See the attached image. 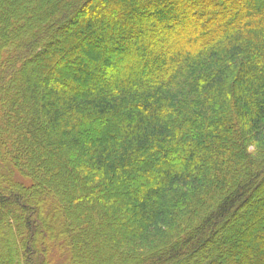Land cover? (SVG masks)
Instances as JSON below:
<instances>
[{
    "label": "trees",
    "instance_id": "1",
    "mask_svg": "<svg viewBox=\"0 0 264 264\" xmlns=\"http://www.w3.org/2000/svg\"><path fill=\"white\" fill-rule=\"evenodd\" d=\"M0 178V264H264V0H0Z\"/></svg>",
    "mask_w": 264,
    "mask_h": 264
},
{
    "label": "rangeland",
    "instance_id": "2",
    "mask_svg": "<svg viewBox=\"0 0 264 264\" xmlns=\"http://www.w3.org/2000/svg\"><path fill=\"white\" fill-rule=\"evenodd\" d=\"M71 26L75 27L76 21H75V23H72ZM85 49L87 51L89 58H91L93 55H95L97 53L94 49L87 48V46ZM98 54H99V52H98ZM139 68L142 69L143 67L136 66L133 69L128 67L127 75L129 76L130 80H131V78H133L132 76H135L139 73ZM148 68L149 67H147L145 70L147 71ZM14 175H16V178H17L18 175L16 173ZM0 180H2V179L0 178ZM2 181L5 182L6 180L3 179ZM41 216H42V214H41ZM65 219H66V214L63 211L62 212H59V211L54 212L51 218L48 215H46V218H44L43 223H44L45 232L47 234L43 233L42 240L37 243L38 247L42 248L44 245H47L50 247L52 242H56L57 238H59L61 236L60 232L57 230V228L59 227V223L62 224L63 222H66ZM85 263L86 262H83V261L80 262V264H85ZM86 264H96V262L90 261Z\"/></svg>",
    "mask_w": 264,
    "mask_h": 264
}]
</instances>
